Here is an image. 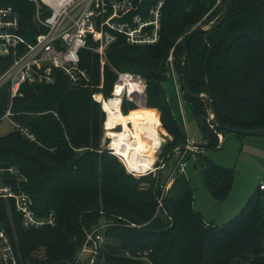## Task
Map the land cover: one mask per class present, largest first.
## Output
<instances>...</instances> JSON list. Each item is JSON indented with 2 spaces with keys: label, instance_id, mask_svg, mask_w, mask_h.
<instances>
[{
  "label": "trees",
  "instance_id": "1",
  "mask_svg": "<svg viewBox=\"0 0 264 264\" xmlns=\"http://www.w3.org/2000/svg\"><path fill=\"white\" fill-rule=\"evenodd\" d=\"M156 1L140 0L137 9L143 13ZM215 1L163 0L157 41L127 44L120 34L106 48L103 63L97 52L81 49L80 64L90 73V80L81 85L72 86L60 75L51 85L21 86L23 94L13 98L11 110L36 139L29 141L14 129L1 133L0 165L18 168L17 176L5 174V180L32 198L38 215L52 210L54 223L23 227L12 199L0 197V224L17 264H74L87 233L97 230L101 221L106 224L105 238L113 242L100 247L91 263L86 256L83 264H264L262 189L256 188L233 218L206 222L192 206L193 188L185 174L176 173L170 192L163 193L157 175L135 178L116 155L99 146L105 113L91 94L110 95L114 69L144 79L145 105L156 109L160 124L172 135L168 146L185 144L165 86L171 80L166 72L170 53L204 148L216 147L217 132L226 130L209 118L207 103L192 93L209 97L224 123L264 128V0H233L218 25L196 30L205 26L197 23L203 16L206 21L215 16L208 26L221 18L225 0ZM2 5L17 10L25 25L21 33L30 38L37 31L31 21L32 3L0 0ZM8 62L0 57V71ZM182 63L188 93L182 87ZM7 103L8 94L0 89V115ZM135 107L122 99L123 113ZM196 158L204 185L216 201L223 200L233 169L199 153ZM144 251L145 260L135 255Z\"/></svg>",
  "mask_w": 264,
  "mask_h": 264
},
{
  "label": "built area",
  "instance_id": "2",
  "mask_svg": "<svg viewBox=\"0 0 264 264\" xmlns=\"http://www.w3.org/2000/svg\"><path fill=\"white\" fill-rule=\"evenodd\" d=\"M27 1L33 4L31 21L37 28L30 38L20 32L25 25L20 22L17 10L12 5L0 6V57L9 60L6 67L0 71V89H5L8 94L7 107L0 115V123H7L9 126L7 130H17L29 141H34L35 134L27 125L16 120L11 110L13 98L23 94L21 86L25 83L51 85L60 75L72 86L89 81L88 68L80 64V50L87 48L97 52L103 63L106 61V48L120 34L127 44L156 42L163 0H157L146 7L143 13L137 9L140 0ZM220 1L216 0L215 3ZM114 70L117 76L110 95L105 97L100 91L91 94L92 98L100 103L105 118L107 114L103 109V101L115 94L118 82L124 85L118 93L121 98L120 110L123 98L138 106L137 101L143 95V105H145L144 79L127 70ZM128 79L137 80L141 88L140 93H129L124 83ZM104 122L105 119L103 126ZM108 144L107 149L120 159L125 169L131 171L123 157L115 153ZM184 163L181 160L177 162L178 172L183 170ZM150 169L152 168L150 167L148 171ZM5 174L17 176L18 168L14 165H0V197L6 200L12 199L15 211L21 216L23 227L53 225L54 212L50 210L46 215H38L32 198L26 192L15 189L11 182L5 180ZM258 187L264 190V179L258 183ZM89 240L99 241L100 234L95 230L87 233L76 258L87 255L91 263L97 248L88 247L86 243ZM0 261L3 264H17L11 241L1 224Z\"/></svg>",
  "mask_w": 264,
  "mask_h": 264
},
{
  "label": "rangeland",
  "instance_id": "3",
  "mask_svg": "<svg viewBox=\"0 0 264 264\" xmlns=\"http://www.w3.org/2000/svg\"><path fill=\"white\" fill-rule=\"evenodd\" d=\"M214 18L215 16L206 21V17L203 16V18L197 23L203 21L204 23L206 22L205 26H208L215 20ZM170 54V59L168 56L169 68L166 72H168V76L170 77L168 78L171 80L166 82L165 86L168 89L170 96L172 112L178 121L180 128L185 133L186 142L184 145L173 148L168 146V141L172 139V135L169 134L165 127H163L168 135L161 134V140H165L163 142L165 144H163L160 150L156 153L155 160L151 166L153 170L150 169L149 171L147 170V172H145V170L143 173L131 172L124 168V171L132 174L135 178L139 175L152 172L153 175L158 176L159 187L163 189V193L167 191L170 192L176 173L185 174L193 188V208L200 212L203 220L220 224L233 218L239 212L247 198H249L256 188H258V183L264 179V136L257 137L244 133H233L229 131L222 133L219 131L217 132V146L208 149L204 148L205 140L201 138L200 130L193 117L190 105L182 97L180 80L178 78V73L175 70L176 67L172 64L173 58ZM151 109L156 112L155 108ZM116 126V129L120 130L121 127L119 125ZM8 128L9 126L7 123H0V134L6 132ZM102 129L103 132L99 146L102 145L105 148H109L107 145L103 144L104 136L107 133L103 123ZM196 153L205 155L206 158L213 163L231 167L233 169L234 176L229 192L223 200L219 202L216 201L212 197L209 189L204 185L201 165L196 161ZM180 160L185 163L183 170L178 172L176 167L177 162ZM140 184L141 186H145L144 182H140ZM100 223L101 224L97 227V230L94 229L100 234V240H96V242L89 240L86 243L88 247H96L97 253L99 248L104 247L108 241L110 244L113 242L111 237L105 238L103 234L102 228L105 227L106 224L103 221ZM107 248H109V246ZM80 249L81 247L79 248V251ZM97 253H95V255ZM135 255L139 256L142 260L146 259V251L143 253L137 252ZM86 256L87 255H83L78 259L76 258L74 264H83L82 262H85V259L87 258Z\"/></svg>",
  "mask_w": 264,
  "mask_h": 264
},
{
  "label": "bare ground",
  "instance_id": "4",
  "mask_svg": "<svg viewBox=\"0 0 264 264\" xmlns=\"http://www.w3.org/2000/svg\"><path fill=\"white\" fill-rule=\"evenodd\" d=\"M124 83L129 93H140L137 80L128 79ZM123 87V83H116L115 94L103 101V109L107 114L104 122L107 131L105 135L109 137L108 145L123 157L132 172H143L155 160L161 134L168 133L161 126L156 112L143 105V95L138 99L136 108L127 113L121 112L118 93ZM116 125H120V130L112 128Z\"/></svg>",
  "mask_w": 264,
  "mask_h": 264
},
{
  "label": "water",
  "instance_id": "5",
  "mask_svg": "<svg viewBox=\"0 0 264 264\" xmlns=\"http://www.w3.org/2000/svg\"><path fill=\"white\" fill-rule=\"evenodd\" d=\"M233 0H225L224 3H223V12H222V16L221 18L214 24H212L211 26H199L196 28V30H203V29H210V28H213L215 27L216 25H218L225 17L226 15V12H227V8L229 6V4L232 2ZM182 45L184 46V41L182 42ZM181 76H182V87L184 89V92H190L188 86H187V83H186V77H185V64L182 63V66H181ZM193 96H196L198 97L199 99H202L204 100L208 107H209V111H210V117L212 119H214V122L215 124L220 128V129H223V130H226V131H229V132H233V133H244V134H249V135H254V136H257V137H263L264 136V128H258V129H241L239 127H235L233 125H230L228 123H224L222 122L218 116L216 115L215 111H214V107H213V104H212V101L209 97H207L206 95L204 94H199V95H195L192 93ZM165 140H161L160 141V144L158 146V149L156 151V153L160 150V148L163 146V142ZM109 143V137L107 135L104 136V140H103V144L104 145H107Z\"/></svg>",
  "mask_w": 264,
  "mask_h": 264
},
{
  "label": "crops",
  "instance_id": "6",
  "mask_svg": "<svg viewBox=\"0 0 264 264\" xmlns=\"http://www.w3.org/2000/svg\"><path fill=\"white\" fill-rule=\"evenodd\" d=\"M207 222V221H206ZM209 222V221H208Z\"/></svg>",
  "mask_w": 264,
  "mask_h": 264
}]
</instances>
